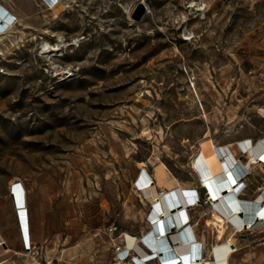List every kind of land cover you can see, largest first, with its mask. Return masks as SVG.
I'll return each instance as SVG.
<instances>
[{
    "label": "rangeland",
    "instance_id": "obj_1",
    "mask_svg": "<svg viewBox=\"0 0 264 264\" xmlns=\"http://www.w3.org/2000/svg\"><path fill=\"white\" fill-rule=\"evenodd\" d=\"M6 2L18 20L0 36V236L15 253L5 264H113L125 235L142 246L150 230L139 168L153 174L159 159L195 186L207 133L220 146L264 135V0H60L57 18L44 0ZM43 42L61 48L42 53ZM251 170L249 199L264 180V167ZM195 212L206 257L216 233L209 207ZM234 238L230 264H264V225Z\"/></svg>",
    "mask_w": 264,
    "mask_h": 264
},
{
    "label": "bare ground",
    "instance_id": "obj_2",
    "mask_svg": "<svg viewBox=\"0 0 264 264\" xmlns=\"http://www.w3.org/2000/svg\"><path fill=\"white\" fill-rule=\"evenodd\" d=\"M44 1L47 3V11L51 12L54 18H57L63 11H65V7H63V5L60 3V0ZM17 20V14L15 12L5 8L4 6H0V36H6L12 30H14ZM184 40L190 41L191 37H185ZM60 48V45L51 46L47 42H43L41 45L42 53L48 54L58 52ZM194 80L195 79L193 78L190 80L188 91L195 96L202 108L200 94L197 90L195 82H193ZM142 83H144V81H142ZM190 97L192 96H189L188 94L187 98L192 102V98ZM203 118L206 119V116L204 115ZM143 134L149 136V132L146 129L143 131ZM263 137L264 135L256 139V141H258L257 144L253 142V145H256L255 148H251L252 156L255 154V152L258 154L264 152V140H262ZM235 142H237V140ZM235 142L232 141L228 143V148L234 158L236 157V154H238ZM152 165L154 167L153 178L155 180V188L148 186L147 178H149L150 176L148 175L145 168L142 173L140 170L141 168L138 169L136 179L133 181V186L134 188H136V180L140 175L137 185L142 188V193L138 191L136 192L141 196H145V198L150 203L151 206H149V211L153 208V211L150 215V220L152 223H156L153 227H150L149 232L145 233L141 240L154 252H161V254H163V256L165 257L163 259L164 261H162L163 264L174 263L175 261H171L172 258H180V256H184L185 254H190V256L194 258L195 256H197V253L195 250H192L190 246H183V244H180V246L176 250H174L172 246H169V244L165 242L166 233L169 231L173 219L172 213L169 212L170 206L168 200L164 197H159V192L157 191L158 188H167L169 191L175 188H179L180 192L182 193V191L189 192L193 191L194 189L187 187L188 184L181 182L178 178L172 175L167 166L159 159H156ZM191 165L195 166L198 169L199 175H195L198 184L200 185L201 182L204 188L207 187L209 192L208 196L212 205H214L215 209L219 212L221 206L222 209L225 210L224 214H226L227 219L235 222L236 224L238 220L237 214H246V218L248 221H251L253 217L258 214L256 213L258 208L256 206H258V203L262 198H257V202L254 203H251L250 199H245L244 203H241L239 198H237V200L235 199L237 190H235V188H232V183L228 179L224 181V185L223 187H221L220 182L222 181L223 177H227L229 175V165L222 166V162H220V145L215 143V141L209 136V133H207L205 137L200 139V141L198 142L197 151L193 156ZM12 184L13 182L10 183V186ZM174 186L176 187L173 188ZM221 188H228V191L224 190V193L221 195L220 192L223 190L222 189L220 191ZM13 196L16 201V205H18L19 207H23L26 205L25 191L22 185H15L13 187ZM231 197H233L234 200L231 199ZM177 200L178 201L176 203L173 202V207H175V205L178 203L180 205V208L176 210V213H180L179 211L181 210L182 203L185 201H180V199L178 198ZM231 201L235 202L234 205H230ZM211 208L212 207L209 208L210 218L204 219V224L206 227L211 226L212 229L215 230L216 234L215 242L211 246V249L208 252L209 254L206 256V264H227V261L234 252V250L231 249V246L233 245L236 247V239L234 237L237 234L230 230L231 232H233V234L231 233L232 235H230L227 240L222 241L223 235L225 234L226 230L222 225L223 221L220 215L216 212V210L212 211ZM238 210H241V212H239ZM159 215L161 217H159ZM19 220L21 224V228L19 229L21 241L24 245L26 244L29 248H31L32 237L27 211L23 210L19 213ZM242 222H244V220H242ZM125 236L127 239L128 248L135 249L142 257L146 255V251L142 249V247H140V245L138 244L137 238L129 235ZM185 240H187V238H185ZM187 241H189V239ZM190 241H193L192 237H190ZM1 249L3 253L0 255V264H5L7 261V257H9L8 255L15 253L8 248L6 242L0 236V250ZM169 254L173 255L170 256Z\"/></svg>",
    "mask_w": 264,
    "mask_h": 264
},
{
    "label": "built area",
    "instance_id": "obj_3",
    "mask_svg": "<svg viewBox=\"0 0 264 264\" xmlns=\"http://www.w3.org/2000/svg\"><path fill=\"white\" fill-rule=\"evenodd\" d=\"M264 140V138L262 139ZM254 143H258V141H253L252 139H241L235 142L236 148L238 150V154H236V159L234 156L231 155V151L228 148V145L220 146V162H222V166L229 165V171L228 176L223 177L221 183V187L224 185V181L228 179L232 183V188H235L237 190V194L235 195V199L239 198L241 203H244L245 195L247 194L249 188H250V178L252 176V170L251 167L253 166H259L264 167V152L256 153L252 156L251 148L254 147ZM253 148V149H254ZM191 169L194 173V175L198 174V169L195 166H191ZM144 170H141V173ZM237 171V172H236ZM199 175V174H198ZM140 178V175L138 179L136 180V188L135 190L142 193V188L137 185L138 180ZM148 186L155 188L154 181L152 179L148 178ZM202 181V180H201ZM223 183V184H222ZM226 187V186H225ZM173 189V188H172ZM193 191L180 192L179 188H175L171 191L167 190H158L159 197H164L168 200L169 203V212L172 213V219L173 222L170 226L169 231L166 233L165 242L169 244V246H172L174 250H176L180 244H183V246H190L192 250H195L197 253V256L192 258L189 255L180 256V258H172L171 261H175L171 264H206V257L204 256L205 251V245L204 243L200 241H190V237H187L188 235V227L193 223V217L190 215V212L192 210L198 209L202 206L212 207V211H215V206L212 205L210 198L208 196V189L207 187H203L202 183L200 182V185L198 184L193 188ZM223 189V190H222ZM222 190V191H221ZM224 190L228 191V188L220 189V194L222 195L224 193ZM257 194L255 198L250 199L251 203L257 202V198H262L261 201L258 203V207L256 213H258L256 216L253 217L251 221H248L246 218V214H237L238 220L235 224V222L230 221L227 219L226 214H224L225 210L222 209L220 206V212L216 210V212L220 215L223 226L225 230H232L236 234H243L251 229L256 228L257 226H263L264 225V180L261 181V184L258 188H256ZM229 197V196H228ZM185 201L182 203L180 213H176V210L180 208V205L177 203L175 207H173V202L176 203L178 200ZM233 199V197H231ZM142 200H145L148 202V200L145 198V196H142ZM172 200V202H171ZM234 200V199H233ZM235 202L230 203V205H234ZM150 205V203L148 202ZM17 206V211L20 213L21 211H26L25 206L19 207ZM151 206V205H150ZM233 207V206H232ZM153 211V208L149 211L146 221L150 227H153L154 224L150 220V215ZM241 212V210H238ZM261 212V214H260ZM159 217H161L159 215ZM244 220V222H242ZM118 232V228L116 226H111L108 228V234L109 236H113ZM189 239V241L185 240ZM158 239V238H157ZM225 241V240H224ZM142 243V249L146 251L145 256H140L138 251H136L133 248H128L126 240L121 242L119 245L115 246L116 256L114 259L113 264H150V263H156V264H163L162 261L165 258L162 255H159L160 252H154L149 247H147L142 240H140ZM262 247L264 249V240L262 241ZM29 249V248H28ZM231 249L235 251V246H231ZM234 253V252H233ZM172 256L171 254H169ZM227 264L229 263V260L227 261Z\"/></svg>",
    "mask_w": 264,
    "mask_h": 264
},
{
    "label": "crops",
    "instance_id": "obj_4",
    "mask_svg": "<svg viewBox=\"0 0 264 264\" xmlns=\"http://www.w3.org/2000/svg\"><path fill=\"white\" fill-rule=\"evenodd\" d=\"M11 0H9V2H10ZM13 1V0H12ZM0 6L1 7H5V8H7V9H10L9 8V5L7 4V2H6V0H0ZM11 10V9H10ZM14 12V11H13ZM15 19V18H14ZM144 168H145V170L147 171V173H148V175L150 176H148L149 177V179H152L154 182V185H155V180H154V178H153V174L152 173H150V171H149V169H148V167H146V166H142V168L140 169V170H144ZM148 179V178H147ZM196 182H197V179H196ZM197 185H198V182H197ZM197 185H195V186H197ZM195 186H190V185H187V187H190V188H195ZM176 186H174L173 188H175ZM167 190V188H158V190ZM247 194H249L248 192H247ZM247 194L245 195V198L244 199H249L248 197H247ZM195 210H197V209H195ZM195 210H192L191 212H190V215L193 217L194 216V214L196 213L195 212ZM193 220V219H192ZM227 231V230H226ZM188 236L187 237H192L193 238V240H195V241H200V242H202V243H204V245H205V238L204 237H201V236H199L198 234H197V231H196V226H195V224H191L189 227H188V234H187ZM223 237H225V234L223 235ZM202 239H204V240H202ZM223 239V238H222ZM155 264V263H154Z\"/></svg>",
    "mask_w": 264,
    "mask_h": 264
},
{
    "label": "water",
    "instance_id": "obj_5",
    "mask_svg": "<svg viewBox=\"0 0 264 264\" xmlns=\"http://www.w3.org/2000/svg\"><path fill=\"white\" fill-rule=\"evenodd\" d=\"M145 14H146V7L143 4L139 3L133 10L131 14V19L135 22H139L143 19ZM159 255H162L161 252L159 253Z\"/></svg>",
    "mask_w": 264,
    "mask_h": 264
}]
</instances>
